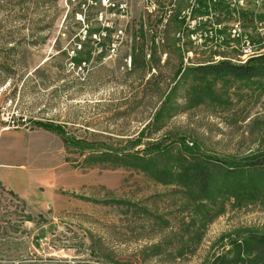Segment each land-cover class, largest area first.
Instances as JSON below:
<instances>
[{"label": "rangeland", "instance_id": "1", "mask_svg": "<svg viewBox=\"0 0 264 264\" xmlns=\"http://www.w3.org/2000/svg\"><path fill=\"white\" fill-rule=\"evenodd\" d=\"M260 54L264 0H0V122L54 177L32 206L0 187V264H264V171L251 198L182 181L264 154V77L197 69Z\"/></svg>", "mask_w": 264, "mask_h": 264}, {"label": "trees", "instance_id": "2", "mask_svg": "<svg viewBox=\"0 0 264 264\" xmlns=\"http://www.w3.org/2000/svg\"><path fill=\"white\" fill-rule=\"evenodd\" d=\"M104 30L110 33L109 28H105ZM99 29H93L90 31V36L99 32ZM142 32V31H141ZM100 33V32H99ZM84 51H78V54L75 57L78 63L84 61ZM73 57V58H74ZM78 57V59H77ZM208 66V67H207ZM207 66H199L197 69L203 70L205 69L208 73L215 74H225L230 75L236 79H244L251 78L254 76L264 77V54H260L259 56L251 57L244 64H236L232 63L228 60H224L217 64L207 65ZM181 71H177L179 74ZM36 124L46 130L59 131V127L55 126L52 122H43L37 121ZM61 132V131H60ZM140 141V139L138 140ZM137 159L136 165L141 168L151 171L154 173V160L145 157H135ZM198 161L200 163L190 162L188 159H183V167L182 171L188 172L185 176H183L182 181L186 182L190 177L197 184L198 189L196 191L199 195L206 194V190L211 191V197L215 199L217 197L218 191L221 189H227V184H229L230 190L232 192H236L241 190L244 196L252 197L247 192L249 191L247 185L252 183V176L249 173L244 172L243 167L241 165L247 164L252 170H260L264 171V154H259L253 157L243 158L241 160H235V164L233 162L230 163L229 159L225 158H216L215 160H211V158L206 156H199ZM193 163V164H192ZM241 172H244V176L241 177L238 184H232L231 181H228L226 178L231 175H237ZM157 177H160L162 181L170 182L174 179L178 180L175 175L171 173V171L166 170L164 172H157ZM260 175H256V180L252 190H257V184L260 182L258 177ZM204 186V187H203ZM207 189H206V188ZM251 190V191H252ZM256 192V191H254ZM253 192V193H254Z\"/></svg>", "mask_w": 264, "mask_h": 264}, {"label": "crops", "instance_id": "3", "mask_svg": "<svg viewBox=\"0 0 264 264\" xmlns=\"http://www.w3.org/2000/svg\"><path fill=\"white\" fill-rule=\"evenodd\" d=\"M38 144L32 133L0 122V187L29 206L38 202L40 189L47 190L54 182L48 158L40 157Z\"/></svg>", "mask_w": 264, "mask_h": 264}, {"label": "built area", "instance_id": "4", "mask_svg": "<svg viewBox=\"0 0 264 264\" xmlns=\"http://www.w3.org/2000/svg\"><path fill=\"white\" fill-rule=\"evenodd\" d=\"M6 123V128H18V124H16V120L14 119H8Z\"/></svg>", "mask_w": 264, "mask_h": 264}]
</instances>
